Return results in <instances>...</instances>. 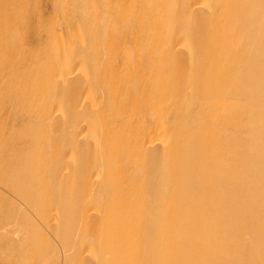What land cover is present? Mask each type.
<instances>
[{
	"label": "bare ground",
	"instance_id": "1",
	"mask_svg": "<svg viewBox=\"0 0 264 264\" xmlns=\"http://www.w3.org/2000/svg\"><path fill=\"white\" fill-rule=\"evenodd\" d=\"M0 258L264 264V0H0Z\"/></svg>",
	"mask_w": 264,
	"mask_h": 264
},
{
	"label": "rangeland",
	"instance_id": "2",
	"mask_svg": "<svg viewBox=\"0 0 264 264\" xmlns=\"http://www.w3.org/2000/svg\"><path fill=\"white\" fill-rule=\"evenodd\" d=\"M2 260H1V258H0V264H2L3 262H1ZM4 264V263H3Z\"/></svg>",
	"mask_w": 264,
	"mask_h": 264
}]
</instances>
